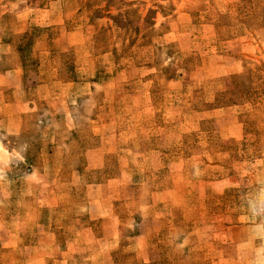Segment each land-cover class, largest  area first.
<instances>
[{
  "label": "rangeland",
  "instance_id": "rangeland-1",
  "mask_svg": "<svg viewBox=\"0 0 264 264\" xmlns=\"http://www.w3.org/2000/svg\"><path fill=\"white\" fill-rule=\"evenodd\" d=\"M239 4L240 0L55 4L59 13H70L56 31L64 37L76 31L67 41L82 43L76 51L67 47L59 60V50L51 48L43 76L55 74L57 85L63 83V94L72 96L61 106L49 102L57 109L64 107L63 114L42 100L36 119L41 128L30 125L20 138L26 140V152L32 155L28 160L36 166L42 134L48 138V150L61 151V160H48L57 164V178L65 184L52 191L53 177L48 176L40 194H27L25 199L57 201L63 223L77 217L100 233L104 224L113 233L117 229L119 246L110 253L111 264H264V26L262 17L252 18ZM9 5L14 12L32 13L49 6V0H9ZM45 27L12 36L15 51L5 59L9 65L16 64L18 45L27 52L33 42L45 54ZM65 41L64 47L69 43ZM102 54L106 55L97 57ZM69 81L77 83L71 87ZM100 112L111 122L108 144L107 135L91 132ZM68 119L72 130L66 128ZM121 131L126 141L114 138V132ZM24 146L17 148L23 151ZM98 147L94 155L84 154ZM122 156L128 157L127 168ZM11 166L12 172H19L24 163L13 160ZM160 169L166 171L158 173ZM49 171L53 173L54 166ZM153 181L170 191L156 200L149 216L143 207L152 201L154 191L147 187ZM24 193L25 189L19 191L20 196ZM88 199L98 200L92 211L96 220L88 221L84 212ZM107 202L117 222L100 217L109 213ZM140 232L146 237L143 255L133 250ZM68 234L65 225L57 228L60 247ZM68 264L90 262L69 257Z\"/></svg>",
  "mask_w": 264,
  "mask_h": 264
},
{
  "label": "crops",
  "instance_id": "crops-1",
  "mask_svg": "<svg viewBox=\"0 0 264 264\" xmlns=\"http://www.w3.org/2000/svg\"><path fill=\"white\" fill-rule=\"evenodd\" d=\"M59 1L49 0V6L37 7L31 11L32 13H27L25 10L14 12L9 5V0H0V264H49L51 259L53 264H68L69 257L86 258L90 264H111L109 262L110 253L119 246L118 231L116 229L114 233L111 232L110 225L102 224L103 230L100 233L91 223L80 222L77 217L63 223L60 205L57 201L47 203L41 199H25L27 194L34 196L37 191L40 194L48 176L53 177L52 184L55 186L52 191L61 190V185L65 184L57 178L59 173V169L55 168L57 164L48 160H51L52 157L55 160H61V151L58 152L56 148L55 151L48 150V138L42 134L37 139L40 164L38 163L36 166L28 160V156L32 157V155L26 152L28 144L23 142L26 140L20 138L22 134L28 132L30 125L33 128H41L36 123V119H39L42 112L40 107L42 100L46 101V104H49L55 113L63 114L64 107L57 109L52 106L53 103L49 102H60L61 106V102H64L66 96H72V93L70 95L63 94V83L57 85L55 74L49 79L43 76L44 65L49 53L53 55L54 52L51 48L59 50L57 52V60H59L62 51L67 50V47L73 46L76 51L77 44L82 43L81 40L72 43L67 41V37L70 38L71 34H77L76 31L68 32L66 37L57 32L70 14L59 13L55 6ZM45 20L48 21L47 24L43 23ZM42 25H46L44 40L49 52L44 50V54L40 47H35L33 42L28 44L30 50L27 52L19 51L16 46L18 53L16 64L12 62L9 65L5 59L10 58L14 50L12 36L26 31L30 32L31 28H39ZM63 41L69 42L66 47L62 46ZM76 83L69 81L66 84L72 87ZM71 120L68 119L65 123L69 130L74 129V126L69 125V122L73 124ZM39 122L40 120H38ZM109 127H111V122L104 119L103 113L100 112L98 119L92 120L91 132L93 135H107L106 144H108L111 142V134H113ZM114 138H118L119 142L126 141L124 131L114 132ZM21 143L25 145L23 151L21 148H17ZM96 149L99 147L89 148L84 154L87 157L89 154L94 155ZM109 152L110 149L104 150L103 154ZM122 159H125L124 164L127 168L129 166L128 157L122 156ZM13 160L24 163L22 171L12 172L11 162ZM51 166H54L53 173L49 171ZM23 189H25V193L20 196L19 191ZM168 191L170 190L151 192V203L143 207L144 210H148L149 216H153L151 210L156 207V200L167 196ZM96 201L98 200L84 201L83 209L88 215V221L99 218L92 214V211L96 210L94 207ZM102 203H106V201L102 200ZM162 203L168 205V202L164 200ZM72 205L73 203H71ZM108 205L109 213H101L100 217L108 216L111 222H113L112 218L117 222V216L111 211V205L109 203ZM98 208L103 209V206ZM63 225L69 234L64 241V247H60L56 232L57 228H62ZM145 238V232L136 235L133 250L137 255L144 254ZM94 246L96 249L93 248Z\"/></svg>",
  "mask_w": 264,
  "mask_h": 264
},
{
  "label": "trees",
  "instance_id": "trees-1",
  "mask_svg": "<svg viewBox=\"0 0 264 264\" xmlns=\"http://www.w3.org/2000/svg\"><path fill=\"white\" fill-rule=\"evenodd\" d=\"M107 2H109L110 0H106ZM86 4L89 6L90 5V2H86ZM240 7H242L243 9H248L250 11L249 14H251L252 18L254 17H262V24L264 26V0H240ZM248 14V16H249ZM98 35V34H97ZM100 36L103 38V34L101 33ZM96 38V37H95ZM18 50L19 51H24V45H18ZM104 50L106 51H110L108 49H105ZM113 52V51H112ZM114 53V52H113ZM249 71V70H248ZM233 79H237V75H235L234 77H232ZM164 171H166V169H160L158 171V173H164ZM150 186L148 185V192L150 191H160L162 189H164L163 185L160 184V183H157V182H154L153 183H149ZM233 190H236L235 188L233 189H228L226 191L227 192H230V191H233ZM135 215V214H134ZM136 223H138V218L136 217ZM152 264H160V261H154Z\"/></svg>",
  "mask_w": 264,
  "mask_h": 264
}]
</instances>
